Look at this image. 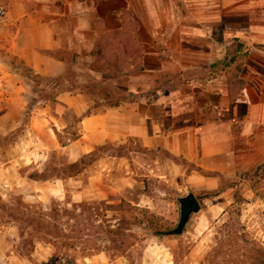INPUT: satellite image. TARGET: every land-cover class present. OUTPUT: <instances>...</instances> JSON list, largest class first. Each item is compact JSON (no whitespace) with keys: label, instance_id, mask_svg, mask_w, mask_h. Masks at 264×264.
Masks as SVG:
<instances>
[{"label":"rangeland","instance_id":"rangeland-1","mask_svg":"<svg viewBox=\"0 0 264 264\" xmlns=\"http://www.w3.org/2000/svg\"><path fill=\"white\" fill-rule=\"evenodd\" d=\"M248 5L250 25L261 31H228L227 53L239 57L230 65L233 100L247 81L239 77L245 63L251 85L264 65V0ZM1 52L0 264H264V169L221 172L129 138L83 154L69 147L82 114L137 96L125 89L139 68L130 29L101 33L90 57L75 47L57 51L68 74L33 75L28 86L19 78L21 90L5 84ZM187 189L200 211L181 234H161L176 225L177 197Z\"/></svg>","mask_w":264,"mask_h":264},{"label":"crops","instance_id":"crops-1","mask_svg":"<svg viewBox=\"0 0 264 264\" xmlns=\"http://www.w3.org/2000/svg\"><path fill=\"white\" fill-rule=\"evenodd\" d=\"M248 4L249 0H0V50L6 58L2 76L10 89L18 90L28 86L33 75L55 80L67 69L57 51L75 47L76 56L90 57L101 33L130 29L140 49L139 68L130 74L125 89L137 96L98 113H81V135L69 147H79L77 153L83 154L108 140L129 138L201 166L208 162L221 172L252 171L264 162V65L259 61L263 70H257L251 85L245 63L246 73L242 68L239 77L247 81L233 100L230 65L239 57L227 53L228 31H261L250 25ZM263 57L259 55L264 61ZM16 61L31 73L16 71ZM19 78L27 79L25 86L16 83ZM158 78L163 79L160 85ZM62 96L71 106L67 99L72 98Z\"/></svg>","mask_w":264,"mask_h":264},{"label":"water","instance_id":"water-1","mask_svg":"<svg viewBox=\"0 0 264 264\" xmlns=\"http://www.w3.org/2000/svg\"><path fill=\"white\" fill-rule=\"evenodd\" d=\"M179 205V218L173 228L160 231L164 235H179L182 233L189 217L201 209V205L195 194L187 189L184 195L177 197Z\"/></svg>","mask_w":264,"mask_h":264},{"label":"trees","instance_id":"trees-1","mask_svg":"<svg viewBox=\"0 0 264 264\" xmlns=\"http://www.w3.org/2000/svg\"><path fill=\"white\" fill-rule=\"evenodd\" d=\"M66 73L68 74V70H67V69H66V71H65L64 74L66 75ZM119 92H121L120 94H122V93L125 92V90H124V89H120ZM120 94H119V95H120ZM119 97H120V96H119ZM123 100H124L123 98H117V99H115V100L109 102L107 106H114V105H117V104H119L120 102H122ZM125 100H127V99H125ZM88 114H91V112H90V111H87V112L84 113V115H88ZM260 168L264 169V163L259 164L258 166H256L255 171H256V170H259Z\"/></svg>","mask_w":264,"mask_h":264},{"label":"built area","instance_id":"built-area-1","mask_svg":"<svg viewBox=\"0 0 264 264\" xmlns=\"http://www.w3.org/2000/svg\"><path fill=\"white\" fill-rule=\"evenodd\" d=\"M2 18H3V10L0 9V19H2Z\"/></svg>","mask_w":264,"mask_h":264}]
</instances>
